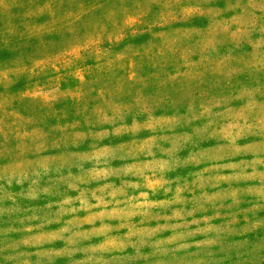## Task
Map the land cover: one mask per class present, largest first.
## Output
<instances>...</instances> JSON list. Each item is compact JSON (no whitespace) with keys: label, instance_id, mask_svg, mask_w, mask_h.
I'll use <instances>...</instances> for the list:
<instances>
[{"label":"rangeland","instance_id":"374dc122","mask_svg":"<svg viewBox=\"0 0 264 264\" xmlns=\"http://www.w3.org/2000/svg\"><path fill=\"white\" fill-rule=\"evenodd\" d=\"M0 264H264V0H0Z\"/></svg>","mask_w":264,"mask_h":264},{"label":"crops","instance_id":"0c3cea01","mask_svg":"<svg viewBox=\"0 0 264 264\" xmlns=\"http://www.w3.org/2000/svg\"><path fill=\"white\" fill-rule=\"evenodd\" d=\"M139 171H138V165L137 164H124V165H121L119 168H114L113 169V173H112V176L115 178V177H120V176H129L130 178H132L134 175L138 174ZM164 200V198H160V199H154L152 200L153 203H162ZM148 203V202H147ZM151 203V201H150ZM158 208V207H156ZM154 209V210H160V209Z\"/></svg>","mask_w":264,"mask_h":264}]
</instances>
